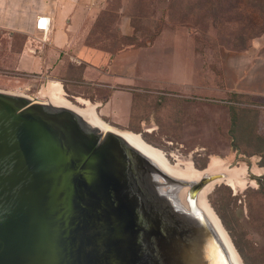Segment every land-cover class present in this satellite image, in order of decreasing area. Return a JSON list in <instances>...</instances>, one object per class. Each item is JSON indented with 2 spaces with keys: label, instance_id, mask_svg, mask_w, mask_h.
Instances as JSON below:
<instances>
[{
  "label": "rangeland",
  "instance_id": "obj_1",
  "mask_svg": "<svg viewBox=\"0 0 264 264\" xmlns=\"http://www.w3.org/2000/svg\"><path fill=\"white\" fill-rule=\"evenodd\" d=\"M72 2L62 0L61 10L67 18ZM77 3V10L71 12L75 29L65 46L70 55L51 57L47 69L15 73L11 66L18 55L11 54L9 45L2 42L0 89L19 93L29 102L45 103L46 85L59 81L71 105L85 107L77 97L89 100L94 114L107 125L140 134L171 164L175 156H184L200 170L214 157L228 169L241 168L244 184L240 188L234 190L220 182L205 199L223 217L226 225L220 220L221 224L241 263L264 264V118L260 121L258 101L228 89L236 70L234 55L264 39V31L253 38L241 31L246 11L263 4L257 0ZM125 16L131 19V35L119 27ZM131 45L151 49L132 57L134 80L127 85L136 96L130 120L120 122L106 115L107 109L99 104L103 87L83 78L81 70L93 60L101 63L122 54Z\"/></svg>",
  "mask_w": 264,
  "mask_h": 264
},
{
  "label": "water",
  "instance_id": "obj_2",
  "mask_svg": "<svg viewBox=\"0 0 264 264\" xmlns=\"http://www.w3.org/2000/svg\"><path fill=\"white\" fill-rule=\"evenodd\" d=\"M209 181L187 184L123 136L0 92V264H232L178 194Z\"/></svg>",
  "mask_w": 264,
  "mask_h": 264
},
{
  "label": "crops",
  "instance_id": "obj_3",
  "mask_svg": "<svg viewBox=\"0 0 264 264\" xmlns=\"http://www.w3.org/2000/svg\"><path fill=\"white\" fill-rule=\"evenodd\" d=\"M78 0L72 2V11L77 10ZM62 0H0V49L2 42L9 45L11 54L18 55L11 69L15 73L36 71L50 66L51 57L58 58L70 55L66 45L72 31L74 20L69 12V18L61 10ZM40 13L52 15V29L49 41L33 46L31 39L35 18ZM66 17V18H65ZM120 30L131 35L133 27L131 19L125 16L120 20ZM6 49V48H5ZM150 46H130L122 54H116L109 60L92 61L82 67L81 75L91 82H98L105 94L100 99V105L107 109L106 115L116 121L130 120L136 92L127 85L134 80L133 55L147 53ZM236 70L229 78L228 89L233 93L250 96L259 108V118H264V39L252 42V46L234 55ZM80 63V61H77ZM98 94H94L96 97ZM259 121V122H260Z\"/></svg>",
  "mask_w": 264,
  "mask_h": 264
},
{
  "label": "bare ground",
  "instance_id": "obj_4",
  "mask_svg": "<svg viewBox=\"0 0 264 264\" xmlns=\"http://www.w3.org/2000/svg\"><path fill=\"white\" fill-rule=\"evenodd\" d=\"M61 86L62 85L59 81H50L46 85L47 100L44 101L45 103H35V101L29 102L27 98L21 96L19 93H14L11 91L5 92L8 90L0 89V92L13 95L21 102L30 103L43 112L55 115H67L77 118L82 126L89 125L104 134L114 133L123 136L131 145L136 146L144 154H146L150 160L154 164H157L164 172L186 182L187 184H196L198 182H202V180L205 178H209L210 181L206 184L199 185L197 187V192L195 193L190 192L191 188L189 186H184V188L180 189L178 192L179 197L185 201L183 205L186 206L188 210L201 214L209 223L211 228L214 229L215 233L222 240L226 252L231 258L232 264H242L239 255L231 244L224 228L220 224L216 213L211 208V206H209L205 199L206 194L212 189V187L220 182H225L234 190L240 188L244 184V179L241 176V168L232 167L231 169H228L225 167L222 160L216 159L214 157L210 158L208 165L203 170L196 169L192 165V160L190 158H185L184 156L183 158H181V156H175L176 162L175 164H171L166 155L161 150L146 143L140 134L133 133L128 130H120L107 125L96 114H94V106L89 100L77 97V100L85 105V107L71 105L64 99V92ZM158 184L156 181V188L158 187ZM160 185L163 186V183ZM172 192L174 193V190ZM193 221L196 222L197 225L203 223V220L199 219H194Z\"/></svg>",
  "mask_w": 264,
  "mask_h": 264
},
{
  "label": "trees",
  "instance_id": "obj_5",
  "mask_svg": "<svg viewBox=\"0 0 264 264\" xmlns=\"http://www.w3.org/2000/svg\"><path fill=\"white\" fill-rule=\"evenodd\" d=\"M257 1L260 4H263V7L252 6L251 8H249V11L247 10L246 13L244 14V16L247 17V20H246L245 25L241 28V31L246 33L249 36V38H253V37L257 36L258 34H260L264 31V18L261 14V9L264 8V0H257ZM262 10H264V9H262ZM234 94L241 95L238 93H234ZM254 178L261 185L260 176H256ZM217 213H218L220 220L224 223V225H226L224 220H223V217L220 214V212H217ZM236 246H237V250L239 251L243 260L246 262V257L243 254L242 249L237 244H236Z\"/></svg>",
  "mask_w": 264,
  "mask_h": 264
},
{
  "label": "built area",
  "instance_id": "obj_6",
  "mask_svg": "<svg viewBox=\"0 0 264 264\" xmlns=\"http://www.w3.org/2000/svg\"><path fill=\"white\" fill-rule=\"evenodd\" d=\"M52 15L47 13H40L36 16L34 22L35 34L31 39L32 42L44 44L49 41L50 32L52 29Z\"/></svg>",
  "mask_w": 264,
  "mask_h": 264
}]
</instances>
